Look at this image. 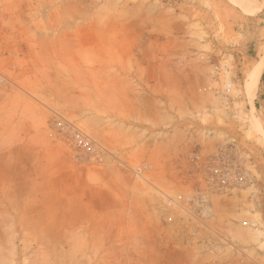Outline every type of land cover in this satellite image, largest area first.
<instances>
[{"label": "rangeland", "instance_id": "374dc122", "mask_svg": "<svg viewBox=\"0 0 264 264\" xmlns=\"http://www.w3.org/2000/svg\"><path fill=\"white\" fill-rule=\"evenodd\" d=\"M262 55L264 0H0V74L10 84L0 87V100L22 96L40 106L39 120H48L41 127L63 135L77 166L65 175L64 164L42 160L39 181L29 183L31 170L7 168L0 161V264H127L129 251L143 258L144 247H112L113 238L127 237L125 229H113L122 226L123 216L107 212L97 221L89 214L88 225L80 222L85 216L79 169L111 172L112 150L103 139L112 141L117 121L129 127L134 108L153 116L156 130L192 133L188 164L199 172L200 190L209 193L207 219L175 200L179 193L172 183L164 189L138 171L135 188L151 191L197 222L194 264H210L219 252L206 251V245L223 239L264 262V80L260 76L250 93L245 89ZM160 64L176 71H158ZM5 120L0 114V146L13 142ZM68 124L101 146L104 163L73 145L62 128ZM222 147L242 178L228 188H209L205 168L195 167L190 157ZM100 197L109 209V195ZM160 200L151 201L152 223L163 228V222L177 219L160 217ZM175 229L160 232L175 240ZM166 249L169 264H178L176 246ZM148 252L150 264H157L155 248ZM219 254L234 255L231 247ZM118 256L126 261L118 262Z\"/></svg>", "mask_w": 264, "mask_h": 264}, {"label": "crops", "instance_id": "0c3cea01", "mask_svg": "<svg viewBox=\"0 0 264 264\" xmlns=\"http://www.w3.org/2000/svg\"><path fill=\"white\" fill-rule=\"evenodd\" d=\"M167 52V49H164V53L167 54ZM161 65L158 66V71L166 67H170L171 71H176L170 64ZM0 109L2 118L6 119L2 124L5 123V127L9 129L8 131L5 128L4 131L6 130L10 135H13L12 143L0 146L2 164L7 168L13 166L15 170H31V174L27 178L29 183L39 181L37 167L42 160H45L46 163L64 164L66 168L62 171H66L62 174L75 173L77 169V166L74 165L76 158L71 145L61 137L63 135L56 129L55 131L51 130L52 132L43 130L41 125L44 126L48 120L44 116L39 120L40 106L24 100L22 96L9 97L5 95L0 100ZM152 117L148 112L141 114L134 108L129 113L128 118L134 120L129 127H120L117 121V125L113 123L111 129L112 141L108 142V138L104 137L103 139L102 136L106 145L112 150V153L107 155L112 166L110 173L94 172L82 167L79 169L78 179L84 185L80 194V205L83 206L80 214L85 216V219H81L80 222L82 227L88 225L87 216L89 214L96 215L97 221H99L100 215L107 212L113 216H118L117 218L123 216L120 219L122 226L113 229L118 231L125 229L127 237L123 239L120 236L117 239L113 238L112 247L127 246L130 248L134 246V248L144 247L145 250L143 258L134 256L129 251L127 264H150L151 260L145 257L150 248L156 250V258L153 263L169 264L170 259L167 256L166 248L175 246V262L194 264L196 262L195 255L198 251L197 222L189 221L186 214L182 211L179 212L178 209L174 212L151 191H137L135 188L138 186L135 178L139 170H141L140 172L144 171V175H148L150 181L158 183L164 189H169L168 184L172 183L175 192L179 193L178 195L188 196L202 188L200 179H198L199 172L188 164V151L193 141L192 133L189 130L187 133L183 132V128L178 133H170L171 131L161 128L156 130L150 119ZM135 121L142 122V125H137ZM102 129L105 130L106 128L103 127ZM175 134L178 136L175 137ZM125 135H128L127 148L124 147ZM123 166L131 168L137 166V168L127 170L123 169ZM58 179L57 177L54 178V180ZM88 189L95 191V194H91L92 192L88 194ZM103 193H107L110 198L109 209L106 210L100 197ZM153 199L160 200V217L162 214H167L177 220L171 218L170 223L163 222V228L156 227V224L152 223L153 217L156 216L151 204ZM174 229L178 233L177 238L175 240L167 239L166 232H171ZM160 231L165 232V234ZM138 234H143L144 237H137ZM117 261L123 262L126 261V258L118 256Z\"/></svg>", "mask_w": 264, "mask_h": 264}, {"label": "built area", "instance_id": "2783aa9c", "mask_svg": "<svg viewBox=\"0 0 264 264\" xmlns=\"http://www.w3.org/2000/svg\"><path fill=\"white\" fill-rule=\"evenodd\" d=\"M10 87L8 80L0 74V87ZM232 87L231 82L224 84V89L229 91ZM61 124V123H59ZM62 128H66L67 132L71 134L72 143L75 147L82 149L89 158L94 159L99 164L104 163L102 154L99 153L102 150L89 135L83 132L76 126L68 124L66 127L62 125ZM193 165L196 167L203 166L205 168V183L210 187L228 188L234 184L239 178H242L241 173L238 170L236 162L229 157L226 150L222 147L214 154L201 155L199 152H192L190 157ZM141 170H139L140 172ZM177 202L183 203L193 210L199 218H208L210 211L209 193L207 190L196 191L193 195L183 196L177 195ZM174 200V201H175ZM223 244L208 243L205 247L206 251L210 253L225 252L228 247H231L233 251L232 258H222L220 254H216L210 258V264H264V262L255 258L244 248H240L235 244H232L226 239H223Z\"/></svg>", "mask_w": 264, "mask_h": 264}, {"label": "bare ground", "instance_id": "6f19581e", "mask_svg": "<svg viewBox=\"0 0 264 264\" xmlns=\"http://www.w3.org/2000/svg\"><path fill=\"white\" fill-rule=\"evenodd\" d=\"M263 70H264V55H262L259 58V60L256 62V64L253 66V68L247 75V78L245 81V89L246 91H248V93H250L249 91H251L253 86H255L254 84L257 82V80H259Z\"/></svg>", "mask_w": 264, "mask_h": 264}, {"label": "trees", "instance_id": "16d2710c", "mask_svg": "<svg viewBox=\"0 0 264 264\" xmlns=\"http://www.w3.org/2000/svg\"><path fill=\"white\" fill-rule=\"evenodd\" d=\"M263 80H264V72L261 75V81H263Z\"/></svg>", "mask_w": 264, "mask_h": 264}]
</instances>
